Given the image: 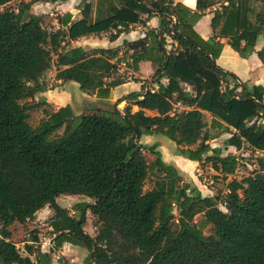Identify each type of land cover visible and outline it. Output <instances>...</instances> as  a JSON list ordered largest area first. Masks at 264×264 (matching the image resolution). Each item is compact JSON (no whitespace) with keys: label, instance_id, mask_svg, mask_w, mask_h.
I'll list each match as a JSON object with an SVG mask.
<instances>
[{"label":"trees","instance_id":"1","mask_svg":"<svg viewBox=\"0 0 264 264\" xmlns=\"http://www.w3.org/2000/svg\"><path fill=\"white\" fill-rule=\"evenodd\" d=\"M34 1L0 0V264H53L64 243L84 248L85 264H264V86L216 63L225 38L240 57L255 52L264 65V43L255 49L264 37V0H196L195 9L173 0H81L80 18L57 15L54 30L29 12ZM207 11L213 34L204 39L194 24ZM153 16L157 27L123 45L130 68L152 63L155 90L105 107L88 103L80 113L69 104L50 108L44 98L29 103L46 90L42 76L52 64L60 83L109 98L125 79L119 49L71 43L105 33L113 41ZM123 100L138 109L119 110ZM36 107L43 117L32 126L28 111ZM221 133L226 146L261 155L259 168L227 180L221 197L202 195L158 144L139 141L163 135L178 155L209 163L226 181L239 158L209 144ZM61 195L92 202H77L70 213L57 203ZM45 206L53 212L52 243L42 251L35 232L22 252L9 227ZM87 211L94 235L84 230Z\"/></svg>","mask_w":264,"mask_h":264},{"label":"rangeland","instance_id":"2","mask_svg":"<svg viewBox=\"0 0 264 264\" xmlns=\"http://www.w3.org/2000/svg\"><path fill=\"white\" fill-rule=\"evenodd\" d=\"M30 1V0H26ZM72 2V1H71ZM17 3H13L12 5L15 6ZM73 2L71 3V5ZM75 6V4H74ZM74 6L70 7L72 10V14L76 13V8ZM29 12L34 15H39L42 18L43 25L48 30H54L57 27L56 16L61 15L64 11L57 8V6H51L44 3V0L34 1L30 8ZM65 13V12H64ZM108 34L105 33L99 37H86L80 38L77 41L72 42L73 45H80L86 48L96 43L94 39L98 40H106ZM263 35H259L257 37V43L262 42ZM168 47V46H167ZM53 58L55 55L53 54ZM146 67L144 68L143 74L144 76L148 77L151 74H154L155 68L151 65L150 62L145 61ZM56 74V66L52 64V66L44 73L42 76V82L45 84L46 90H50V92H55L56 89L59 88L61 83L55 79ZM153 76V75H152ZM151 76V77H152ZM80 91V88L76 82H74ZM45 91V90H44ZM41 93V92H40ZM40 93L36 94L35 97L30 100L29 103L33 104L38 100H41L43 97ZM29 100V99H28ZM50 108H54V105L51 103H47ZM86 103L77 102L75 105L74 111L75 113H80L82 108H84ZM92 104L100 105V106H108L111 103H106L104 101H97L92 102ZM122 104H118V108H122ZM84 110V109H83ZM43 117L42 115V107H36L30 109L28 111V122L32 126H36L40 119ZM205 118L208 123H210V116L206 113ZM228 133H221L220 135L212 138L209 141V144L212 147L218 146L222 150V154L232 153L235 157L239 158V166L235 170V172L226 179V181L217 179L216 173L212 170L209 163L207 162H190L187 158L180 156L177 154V146L174 142L169 140L167 137L160 135V134H153L151 135H143L140 137L139 141L143 144H158V149L162 153L163 159L171 164H174L183 174L184 180L187 182H191L195 184L197 189L201 192L202 195H210V196H223L225 193V184L227 180L236 178L241 179L244 176L252 173L253 170L259 168V163L257 161V157L261 156L259 153H250L247 150H235L231 146L225 145V139L227 138ZM148 159H151L153 155L149 152L145 155ZM149 186V183L146 184V188ZM57 203L67 208L70 213H73V205L77 202H92V199L82 196V195H61L56 199ZM220 208L223 209V206L220 204ZM53 215V212L48 207H45L44 210H40L36 213L35 218L30 221H26L25 223H14L9 227L11 231V238L15 241L16 245L19 249L23 252V244L25 240L30 239L32 233L37 234L41 245L45 248H49V237H50V228L48 225L50 217ZM92 217L91 214L87 211L86 213V223L84 224V230L88 232L90 235L95 234L94 227L92 226ZM77 246V245H76ZM80 247V246H77ZM82 248V247H81ZM83 249V248H82ZM65 255H62L60 251H57L55 254L52 255L54 258V264H75L69 261V257L74 259H79L82 263L83 253L78 252L77 250H66ZM68 256V257H67ZM84 263V260H83Z\"/></svg>","mask_w":264,"mask_h":264},{"label":"crops","instance_id":"3","mask_svg":"<svg viewBox=\"0 0 264 264\" xmlns=\"http://www.w3.org/2000/svg\"><path fill=\"white\" fill-rule=\"evenodd\" d=\"M73 4L71 5V3ZM80 1L81 0H44V3L51 6H57V8L63 10L64 12H71L72 10L70 7L74 6L76 8V13L72 14L73 19L80 18ZM93 3H95L96 0H91ZM174 2H180L186 5L187 7L191 9H195L196 0H173ZM63 12V13H64ZM62 13V14H63ZM212 13H209L208 11L203 14L194 24L195 31L204 39L209 38L213 32L210 27V19H211ZM159 19L157 16L151 17L147 22L146 26H142L140 24H136L132 26L129 31L121 33L115 40L109 41V38L106 37V40H98L97 38L94 39L96 43L89 48H118V55L120 56V61L118 64V72L121 74L125 79L124 82L120 85L114 87L111 90L110 97L107 99H100L95 94H87L85 92H82L81 90H77L78 87L74 83V81H67L64 83H61L58 89L55 90V92H50V90H45L40 93V95L45 99L47 103H51L54 105V109L58 108L59 106H63L66 104H69L72 109L74 110L75 105H77V102H83V103H92V102H101L104 101L106 103H113L116 102L121 96L128 94L130 92H139L144 91L146 89L155 90L156 89V83L153 82L152 75L146 77L143 74L144 68L146 67L145 61L148 60H141L137 64V69L134 70L130 68L127 65V61L129 60L130 50H128L124 45V41H133L136 40L142 36H144L146 28L151 27H157L158 26ZM95 37V36H90ZM223 43L221 52L219 56L216 58V63L222 67L225 70H228L230 72H233L241 81L247 82L249 85H261L264 86V65L260 61V59L257 57L256 53H252L246 58L240 57L237 52H235L227 43L225 38L220 39ZM168 44L167 46L170 47L172 44V40H167ZM264 43V37H262V42L257 43L255 45V49L258 50L262 47ZM150 62V61H148ZM151 63V62H150ZM152 65V63H151ZM153 66V65H152ZM154 67V66H153ZM60 83V81L58 80ZM162 82L165 83L166 80L162 79ZM144 85V88L141 87V85ZM264 96V95H263ZM85 104V105H86ZM118 104H122V108H118ZM130 106L132 111H135L138 109L136 105H134L132 102L123 100L117 103V108L119 110H123L125 106ZM85 108V107H84ZM82 108V110L84 109ZM146 113H151L150 111H146ZM152 136V135H151ZM234 148V147H233ZM235 149V148H234ZM190 161V160H189ZM194 162V161H190ZM47 207V206H45ZM45 207H43L40 210H44ZM38 210L37 212H39ZM36 212V213H37ZM51 216V215H50ZM49 246L52 243V239H50ZM42 251H47L48 249H45L41 245ZM66 250H77L80 253H83L82 257V263L79 261V259H74L69 257V261L75 264H85L83 263V260H85V257L87 256V251L81 247H77L76 245H73L71 243H64L63 246L58 250L62 255H65ZM55 254V253H54ZM68 257V256H67ZM54 258H52V263L54 264ZM92 264V263H89Z\"/></svg>","mask_w":264,"mask_h":264}]
</instances>
